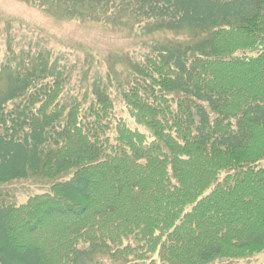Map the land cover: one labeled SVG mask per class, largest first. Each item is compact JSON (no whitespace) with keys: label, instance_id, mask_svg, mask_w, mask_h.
I'll return each mask as SVG.
<instances>
[{"label":"trees","instance_id":"1","mask_svg":"<svg viewBox=\"0 0 264 264\" xmlns=\"http://www.w3.org/2000/svg\"><path fill=\"white\" fill-rule=\"evenodd\" d=\"M181 36L66 103L45 61L0 70V264H213L264 252V0H20ZM183 37V38H182ZM50 80V81H49Z\"/></svg>","mask_w":264,"mask_h":264},{"label":"rangeland","instance_id":"2","mask_svg":"<svg viewBox=\"0 0 264 264\" xmlns=\"http://www.w3.org/2000/svg\"><path fill=\"white\" fill-rule=\"evenodd\" d=\"M73 21L57 12L45 13L20 0H0V70L45 61L58 80H66V103L77 99L84 107L95 101L98 90L106 89L122 114L121 94L131 78L133 64L159 46L181 36L156 32L150 24H126L128 18ZM183 38V37H182ZM50 81V80H49ZM4 77H0L3 86ZM264 168V161L261 164ZM50 181L29 179L0 185L7 204L21 205L32 196L49 191ZM96 264H112L99 257ZM213 264H264V252L242 260H222Z\"/></svg>","mask_w":264,"mask_h":264}]
</instances>
